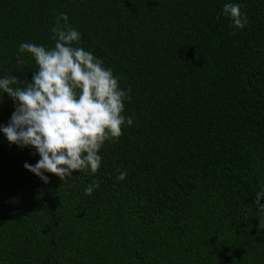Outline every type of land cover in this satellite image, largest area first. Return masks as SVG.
<instances>
[{
  "label": "trees",
  "instance_id": "1",
  "mask_svg": "<svg viewBox=\"0 0 264 264\" xmlns=\"http://www.w3.org/2000/svg\"><path fill=\"white\" fill-rule=\"evenodd\" d=\"M61 13L130 90L133 124L97 173L48 183L0 131V264H264V0H0V78L26 87L38 66L19 46L54 47Z\"/></svg>",
  "mask_w": 264,
  "mask_h": 264
},
{
  "label": "clouds",
  "instance_id": "2",
  "mask_svg": "<svg viewBox=\"0 0 264 264\" xmlns=\"http://www.w3.org/2000/svg\"><path fill=\"white\" fill-rule=\"evenodd\" d=\"M223 13L232 20L230 26L243 29L248 24L239 4L226 3ZM52 32V48L27 42L19 46L17 63L24 62L19 57L27 52L38 66L26 87H14L20 82L16 75L0 78V90L16 105L0 131L10 144L35 148L40 159L35 165L26 162L24 167L45 183L49 182L45 172L61 180L77 170L97 173L102 163L98 153L105 142L117 141L124 126L133 124L132 117L123 115L125 100H131L130 90L121 89L119 77L101 59L77 46L81 33L68 24L66 13L56 18ZM126 176L121 172L117 180ZM97 188L99 181L93 180L85 194L90 196ZM256 196L255 204L264 213L259 199L264 191ZM259 229H264V219H260Z\"/></svg>",
  "mask_w": 264,
  "mask_h": 264
}]
</instances>
